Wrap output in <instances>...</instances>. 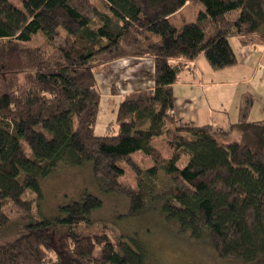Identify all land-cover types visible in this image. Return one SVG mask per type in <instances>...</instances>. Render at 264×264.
Listing matches in <instances>:
<instances>
[{
    "label": "trees",
    "instance_id": "16d2710c",
    "mask_svg": "<svg viewBox=\"0 0 264 264\" xmlns=\"http://www.w3.org/2000/svg\"><path fill=\"white\" fill-rule=\"evenodd\" d=\"M101 1L107 11L90 0H0V264H148L146 248L77 231L103 208L95 195L40 216L43 182L87 166L104 193L128 200L129 217L160 212L222 259L264 264V121H249L253 99L233 127L240 140L227 143L230 132L179 124L173 92L182 63L203 56L224 70L238 64L233 38L264 45V0ZM187 6L196 20L177 26ZM127 58L154 60V87L125 95L118 133L96 136V71Z\"/></svg>",
    "mask_w": 264,
    "mask_h": 264
},
{
    "label": "rangeland",
    "instance_id": "374dc122",
    "mask_svg": "<svg viewBox=\"0 0 264 264\" xmlns=\"http://www.w3.org/2000/svg\"><path fill=\"white\" fill-rule=\"evenodd\" d=\"M14 5L21 6L22 0H10ZM92 4L102 11L105 10L101 0H90ZM184 16L175 19L177 26H180L184 19L187 22H194L196 15L193 8H187ZM43 43L41 37H36L33 45ZM200 57L198 60H204ZM105 68L96 71V78L101 89L102 100L97 121L94 128L96 136L115 135L118 133L117 114L120 107L119 96H108L104 79ZM222 70H219L221 72ZM211 72H216L212 70ZM213 73H207L210 76ZM181 76V75H180ZM213 76V75H211ZM210 76V78H211ZM221 75L217 81H223ZM211 81V79H209ZM226 89V88H220ZM210 93V90H207ZM223 108L227 107L231 100L228 96L220 95ZM107 130V132H106ZM218 133L217 130H213ZM219 136V135H218ZM233 138L230 137L229 140ZM44 200L38 211L40 216L53 217L59 212V208L81 199L86 194H92L103 200V208L96 213L91 224L77 228L80 234L93 235L108 233L112 237L124 238L130 241L135 247L146 248L148 264H243L239 260L222 259L219 257L208 240L194 241L187 235L179 233L178 228L165 221L160 212L147 214L148 219L137 216L129 217V202L123 196L117 194L104 193L93 174L91 167H65L43 182ZM35 194L28 192L26 199H33ZM6 210L10 212L11 204L7 203ZM12 217L17 216L11 214ZM151 215V216H149ZM153 218V219H152ZM54 231L53 244L61 252L65 245L64 238Z\"/></svg>",
    "mask_w": 264,
    "mask_h": 264
},
{
    "label": "crops",
    "instance_id": "0c3cea01",
    "mask_svg": "<svg viewBox=\"0 0 264 264\" xmlns=\"http://www.w3.org/2000/svg\"><path fill=\"white\" fill-rule=\"evenodd\" d=\"M187 8L189 7H185L182 13ZM193 11L196 15V11ZM231 44L238 57L237 65L221 72H211L213 69L205 58V62L196 60L182 63L178 79L173 85L176 121L181 125L209 126L219 134L230 132V135L221 136L227 143L241 138V132L233 127L241 118L246 97L253 99L249 121H264V45L244 46L237 38H233ZM105 69L108 96H119L120 102L129 93L154 87L153 59H120L110 63ZM207 73H213L210 74L213 76L210 78ZM219 75L226 79L217 81ZM208 89L210 93H207ZM220 95L228 96L231 100L225 108ZM230 137L233 139L229 140Z\"/></svg>",
    "mask_w": 264,
    "mask_h": 264
}]
</instances>
